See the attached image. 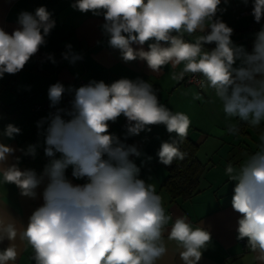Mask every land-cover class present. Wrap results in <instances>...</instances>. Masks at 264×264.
<instances>
[{
	"label": "clouds",
	"instance_id": "9594fccd",
	"mask_svg": "<svg viewBox=\"0 0 264 264\" xmlns=\"http://www.w3.org/2000/svg\"><path fill=\"white\" fill-rule=\"evenodd\" d=\"M247 7L249 0H241ZM229 0H75L82 14L103 17L100 25L111 48L125 62H146L159 75L199 76L213 90L224 114L252 127L264 122V25L255 33L251 52L232 40L234 29L223 19ZM256 23L264 19V0H251ZM11 34L0 28V79L21 72L55 28L45 6L21 12ZM191 38V39H189ZM147 44V50L144 45ZM215 45L212 48L207 45ZM136 45L137 47H133ZM62 59L75 64L83 57L67 44ZM47 59L53 64L52 54ZM65 93L71 96L60 107ZM50 111L37 121L49 158L41 172L20 168L17 149L0 140V185H15L21 196L42 199L27 224L0 204V264H16L22 244L32 250L33 264H162L175 244L181 264H199L212 241L203 223L170 214L154 184L140 178L135 158L142 155L130 137L163 125L170 140L161 143L159 163L171 166L188 155L180 145L191 125L184 112L160 102L158 90L142 78H120L110 84L91 80L79 87L56 82L47 91ZM193 99L199 100V94ZM126 119L123 137L110 124ZM227 132L239 133L235 124ZM21 129L7 124L0 136L15 139ZM172 134H175L174 136ZM37 145L26 150L36 156ZM71 168V178L67 171ZM225 174L234 182L232 209L239 214L237 239L264 264V134L257 150ZM84 181L74 183L73 181ZM20 242V244L17 243Z\"/></svg>",
	"mask_w": 264,
	"mask_h": 264
},
{
	"label": "crops",
	"instance_id": "0c3cea01",
	"mask_svg": "<svg viewBox=\"0 0 264 264\" xmlns=\"http://www.w3.org/2000/svg\"><path fill=\"white\" fill-rule=\"evenodd\" d=\"M73 3L75 0H0V28L9 34L19 27L17 20L21 12L34 14L40 6H45L56 21L55 28L46 37V46L40 49L44 56H33L21 72L5 74L0 79V132L9 123L21 129V134L15 139L0 136V140L17 149L15 155L21 157L20 168L35 169L39 173L49 162V158L44 155L43 136H38L37 121L49 113L47 91L50 83L61 82L65 87H79L91 80H103L110 84L120 78H142L158 90L161 103L173 112H184L189 116L191 125L187 137L198 144L197 158L205 170L199 179L200 190L196 194L184 199H172L161 186L167 169L159 163L156 155L161 143L170 140V134L165 126L157 125L152 126L150 132H142L126 141L136 144L142 152L139 158L133 157L141 168L140 178L155 185L166 211L173 214V218L175 215H186L194 225L202 222L211 231L212 241L203 252L199 264H260L255 259L256 254L250 249H243L237 239L239 214L231 207L234 182L229 180L225 169L229 163L239 165L253 154L264 130L256 132L254 127L245 126L244 132L229 134V124L238 126L244 122L224 114L212 89L184 80H173L171 73L180 71V68L172 69L168 65L156 75L144 61H123L119 50L109 46L108 37L101 30L103 17L82 14L72 8ZM251 5V0L247 7L241 0H229L228 5H221L226 7L222 19L234 29L232 40L249 52L259 29L251 26L249 16L238 14ZM67 44H71L73 50L83 57L75 64L62 59L61 53L66 50ZM144 48L147 50V44ZM47 54L54 56L55 64L47 59ZM195 94H199V100L193 99ZM40 102H45L48 108L32 111V104ZM64 103L63 99L60 107H64ZM125 124L126 119L121 116L116 123L110 124V131L123 137ZM261 125L264 126V122ZM32 144L37 145L34 158L19 151L26 150ZM67 174L71 178V168ZM41 203L40 198L32 200L21 196L15 185H0V204L5 205L25 225L32 211ZM17 243L20 244L19 241ZM5 246L7 242L0 245ZM20 248L16 264H33L32 250L22 244ZM162 264H181L174 243H169V254Z\"/></svg>",
	"mask_w": 264,
	"mask_h": 264
},
{
	"label": "trees",
	"instance_id": "16d2710c",
	"mask_svg": "<svg viewBox=\"0 0 264 264\" xmlns=\"http://www.w3.org/2000/svg\"><path fill=\"white\" fill-rule=\"evenodd\" d=\"M214 47L215 45H207ZM39 58L44 53L39 50L36 54ZM245 126H250L246 122L240 123L237 127L240 132H244ZM256 132L264 130V126L254 127ZM182 151L188 153L183 161H174L171 166H165L167 175L162 180L161 186L168 192L172 199L188 198L196 194L199 189V179L205 170L204 165L197 158L198 144L189 137L180 145Z\"/></svg>",
	"mask_w": 264,
	"mask_h": 264
},
{
	"label": "built area",
	"instance_id": "2783aa9c",
	"mask_svg": "<svg viewBox=\"0 0 264 264\" xmlns=\"http://www.w3.org/2000/svg\"><path fill=\"white\" fill-rule=\"evenodd\" d=\"M251 10H252V5L248 8H245L243 10H241L238 14V16H243V15H246V16H249L250 17V21H251V26L252 27H255L257 29H260L262 25H264V19L261 20V22L258 24L254 21V17L251 15ZM201 79V77L199 76H195L193 77L192 74H188L185 76V78L183 79L185 82L187 83H192L194 85H197L199 87L200 84H199V80ZM52 85V83L49 84V86ZM67 88V87H66ZM71 99V96L68 94V93H65V96H64V107H66L68 105V102L69 100ZM44 108H48V105L45 103V102H40V103H33L32 104V111H38L40 109H44ZM50 111H54V109H49V112ZM238 241L240 242L241 246L243 249H249L248 247H246V240H239Z\"/></svg>",
	"mask_w": 264,
	"mask_h": 264
}]
</instances>
